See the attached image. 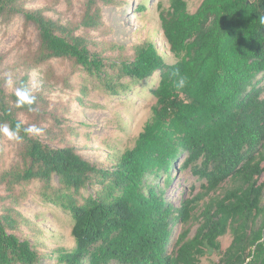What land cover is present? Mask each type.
<instances>
[{
    "label": "trees",
    "instance_id": "obj_1",
    "mask_svg": "<svg viewBox=\"0 0 264 264\" xmlns=\"http://www.w3.org/2000/svg\"><path fill=\"white\" fill-rule=\"evenodd\" d=\"M109 3L115 0H83L80 21L70 24L23 0H0V24L21 12L25 25L38 30L39 45L23 61L15 89L30 86L33 70L53 58L84 69L114 96L160 73L151 88L152 115L114 166L87 160L71 143L51 147L21 131L18 161L0 174L1 184L16 199L18 185L39 180L45 199L70 213L75 246L60 253L61 264H204L201 257L211 251L221 252L213 264H264V0H202L194 12L186 0L159 2L173 63L153 42L113 61L95 50L88 32L104 25L101 4ZM181 76L187 83L177 88ZM1 81L0 126L35 124L52 137L42 126L43 91L33 89L37 111L29 112L15 107V90L7 92ZM172 168L192 169L203 181L179 205L165 199L159 181L170 186ZM89 185L99 186L98 193L85 194ZM7 197L0 201V264H38V250L18 232L24 216ZM228 233L232 240L222 252Z\"/></svg>",
    "mask_w": 264,
    "mask_h": 264
},
{
    "label": "rangeland",
    "instance_id": "obj_2",
    "mask_svg": "<svg viewBox=\"0 0 264 264\" xmlns=\"http://www.w3.org/2000/svg\"><path fill=\"white\" fill-rule=\"evenodd\" d=\"M23 1L27 8H45L46 14L70 24L79 22L84 10L83 0H73L72 3L66 0ZM186 1L191 12L196 11L202 2ZM159 2L165 7L170 5L169 0H115V3L101 4L105 23L101 28L88 32L93 48L108 61H113L115 58L132 57L137 45L153 42L166 62H175L177 58L171 52L161 27ZM141 4H145L144 10L139 9ZM78 32L86 31L81 28ZM38 45V30L32 23L25 25L23 13L14 15L9 23L0 24V80L7 92L15 90L16 79L25 74L23 61ZM8 70L13 72L12 86L3 79V73ZM159 77L157 71L146 80L130 82L131 90L114 96L107 94L101 82L89 76L84 69L74 66L67 59L53 58L34 69L30 79V85H39L34 90H42L48 101V119L42 126L52 130V139L45 133L39 137L51 147L71 143L87 160L101 167H112L126 149L134 146L151 117L152 106L157 99L151 88L158 83ZM124 81L129 82L130 78ZM20 118L25 123L31 121L23 113ZM19 147V141L9 140L0 134V174L18 161ZM171 175L170 186H165L164 179L159 180L165 199L179 205L182 196L191 198L199 193L203 181L192 169L172 168ZM260 181L264 182V172ZM58 182V177L54 176L53 183L58 185ZM43 189L45 186L39 180L18 185L14 192L17 197L13 199L0 182V201L1 196L7 195L6 203L13 202L24 216L18 232L28 236L38 250V264H61L60 253L75 246L73 221L69 212L45 199ZM98 190L99 186L89 185L82 191L97 194ZM196 228L197 225H194L191 235ZM179 230L182 231L179 227L177 233ZM231 240V233L221 237L222 252ZM220 257L221 252L211 251L201 257V261L213 264Z\"/></svg>",
    "mask_w": 264,
    "mask_h": 264
},
{
    "label": "clouds",
    "instance_id": "obj_3",
    "mask_svg": "<svg viewBox=\"0 0 264 264\" xmlns=\"http://www.w3.org/2000/svg\"><path fill=\"white\" fill-rule=\"evenodd\" d=\"M264 23V20H262ZM3 79L6 84L12 86L14 84L13 72L8 70L3 73ZM187 80L185 77L181 76L176 82L175 86L177 88H184L186 86ZM37 83H32L29 85H24L20 87H16L15 89V107L16 108H27L29 112H36V102L37 96L34 95L33 89L38 88ZM21 131H23L27 135L39 136L44 133V128L39 127L35 124L30 125L28 127H22V122H17L14 128H9L7 125L0 126V134L6 136L9 140L20 141L22 140V136L20 135Z\"/></svg>",
    "mask_w": 264,
    "mask_h": 264
}]
</instances>
